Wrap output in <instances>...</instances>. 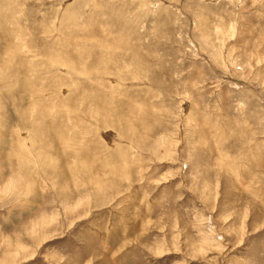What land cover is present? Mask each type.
I'll use <instances>...</instances> for the list:
<instances>
[{
	"label": "rangeland",
	"instance_id": "obj_1",
	"mask_svg": "<svg viewBox=\"0 0 264 264\" xmlns=\"http://www.w3.org/2000/svg\"><path fill=\"white\" fill-rule=\"evenodd\" d=\"M0 264H264V0H0Z\"/></svg>",
	"mask_w": 264,
	"mask_h": 264
}]
</instances>
